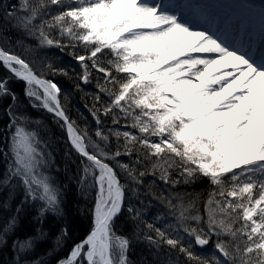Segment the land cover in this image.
Segmentation results:
<instances>
[{"label": "snow or ice", "instance_id": "1", "mask_svg": "<svg viewBox=\"0 0 264 264\" xmlns=\"http://www.w3.org/2000/svg\"><path fill=\"white\" fill-rule=\"evenodd\" d=\"M56 76L94 83L82 125ZM71 183L91 228L62 255ZM134 242L139 264H264V3L0 0V264H133Z\"/></svg>", "mask_w": 264, "mask_h": 264}, {"label": "trees", "instance_id": "2", "mask_svg": "<svg viewBox=\"0 0 264 264\" xmlns=\"http://www.w3.org/2000/svg\"><path fill=\"white\" fill-rule=\"evenodd\" d=\"M49 54H52L56 57L55 63L57 66H69L72 65L75 67V71L79 72L80 69L78 66L75 65V62L66 54H61L56 49H52L49 51ZM71 72L72 69L69 68ZM53 78V77H49ZM63 89L64 93H67L69 99L66 103V106L69 110V114L71 117L78 122L83 124L84 118L87 117V111L84 108V104L88 103L91 104V99L85 97V92L92 93L95 91V85H83L84 91H75L73 89V81L69 80L64 76H56L53 78ZM17 91H19L23 85H17ZM62 102L63 96H62ZM39 113L33 112L32 115L36 118H41L45 124L47 125V131L49 135L53 138L54 143V150L56 159L58 161L63 160V149H64V140H63V133L57 127L55 123L52 122V117L47 113ZM58 179L63 181L64 183H69L68 179L66 178L63 169L61 168L60 173L58 174ZM209 184L205 180L198 181L194 185H187V186H180L178 191L180 192H189L192 194H199L202 197H206L207 191L209 189ZM67 195V210H68V217L67 223L69 227L70 237L67 240L66 246L61 253L66 254L67 251L71 248V246L78 242L79 240L83 239L91 228V212L90 209L92 207V203L90 199H86L85 197L81 196L77 190V186L74 183L70 184ZM48 227L52 228L53 232H55L59 225L56 221L50 220ZM117 230L122 233H127L130 230V225H128L125 221L120 220L117 222ZM143 245L134 242L131 251L129 252V259L133 261V264H139V261L144 253ZM194 251L200 253H209L212 251L211 245L206 247L205 249L195 248Z\"/></svg>", "mask_w": 264, "mask_h": 264}, {"label": "rangeland", "instance_id": "3", "mask_svg": "<svg viewBox=\"0 0 264 264\" xmlns=\"http://www.w3.org/2000/svg\"><path fill=\"white\" fill-rule=\"evenodd\" d=\"M210 3L213 6V11L224 19H244L249 16L250 5L255 4L258 7L259 4L264 3V0H210ZM50 50L47 51L49 52ZM42 113L44 112H39L38 115Z\"/></svg>", "mask_w": 264, "mask_h": 264}]
</instances>
